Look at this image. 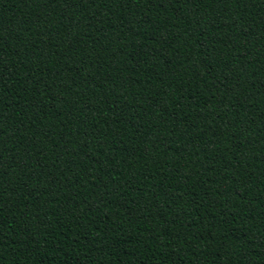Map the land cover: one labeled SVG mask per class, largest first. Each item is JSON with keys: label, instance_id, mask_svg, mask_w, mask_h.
I'll list each match as a JSON object with an SVG mask.
<instances>
[{"label": "trees", "instance_id": "16d2710c", "mask_svg": "<svg viewBox=\"0 0 264 264\" xmlns=\"http://www.w3.org/2000/svg\"><path fill=\"white\" fill-rule=\"evenodd\" d=\"M0 264H264V0H0Z\"/></svg>", "mask_w": 264, "mask_h": 264}]
</instances>
